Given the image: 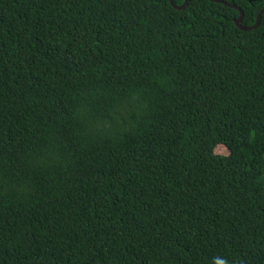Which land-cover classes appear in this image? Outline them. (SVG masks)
<instances>
[{
  "label": "trees",
  "instance_id": "obj_1",
  "mask_svg": "<svg viewBox=\"0 0 264 264\" xmlns=\"http://www.w3.org/2000/svg\"><path fill=\"white\" fill-rule=\"evenodd\" d=\"M239 14L0 0V264H264V13Z\"/></svg>",
  "mask_w": 264,
  "mask_h": 264
},
{
  "label": "water",
  "instance_id": "obj_2",
  "mask_svg": "<svg viewBox=\"0 0 264 264\" xmlns=\"http://www.w3.org/2000/svg\"><path fill=\"white\" fill-rule=\"evenodd\" d=\"M169 1H170V3L173 5L174 8H177V9H183L184 7H186V5H187V3H188L189 0H185V1H184V4H183L182 6L174 5L173 0H169ZM211 1L219 2V3H223V4H226V5L230 6V7H233V8H235V9L239 10L240 14H239V17H238L237 19H235V23H236L237 27H239V28L242 29V30H250V29H252V28H256V27L259 25V23H260V19H261V15H262V13H264V10H263V11H260V12L258 13V15H257V17H256V22H255L254 25H252V26H243V25L241 24L243 14H242V12L240 11V9H239L237 6H234V5H232V4L226 3V2H224V1H222V0H211Z\"/></svg>",
  "mask_w": 264,
  "mask_h": 264
},
{
  "label": "rangeland",
  "instance_id": "obj_3",
  "mask_svg": "<svg viewBox=\"0 0 264 264\" xmlns=\"http://www.w3.org/2000/svg\"><path fill=\"white\" fill-rule=\"evenodd\" d=\"M216 152H218V153H226L227 150H226V148L224 146H218L216 148Z\"/></svg>",
  "mask_w": 264,
  "mask_h": 264
}]
</instances>
